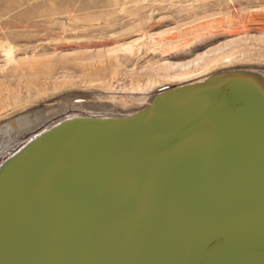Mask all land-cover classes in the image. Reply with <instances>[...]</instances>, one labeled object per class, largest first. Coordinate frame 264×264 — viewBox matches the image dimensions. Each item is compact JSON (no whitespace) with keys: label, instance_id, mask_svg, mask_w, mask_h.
I'll return each mask as SVG.
<instances>
[{"label":"water","instance_id":"95a60500","mask_svg":"<svg viewBox=\"0 0 264 264\" xmlns=\"http://www.w3.org/2000/svg\"><path fill=\"white\" fill-rule=\"evenodd\" d=\"M65 115L1 158L0 264H264L260 73Z\"/></svg>","mask_w":264,"mask_h":264},{"label":"rangeland","instance_id":"374dc122","mask_svg":"<svg viewBox=\"0 0 264 264\" xmlns=\"http://www.w3.org/2000/svg\"><path fill=\"white\" fill-rule=\"evenodd\" d=\"M192 61L204 68L170 80ZM235 67L264 71V0H0V161L50 107L129 112Z\"/></svg>","mask_w":264,"mask_h":264},{"label":"bare ground","instance_id":"6f19581e","mask_svg":"<svg viewBox=\"0 0 264 264\" xmlns=\"http://www.w3.org/2000/svg\"><path fill=\"white\" fill-rule=\"evenodd\" d=\"M136 42V41H135ZM134 42V43H135ZM133 43H130V44H128V45H126V46H123L124 47V50H129V51H133ZM136 45V44H135ZM4 49V48H3ZM7 49V48H6ZM6 52H7V54H9V49L8 50H6ZM198 61V60H197ZM197 61H192V62H189V63H187V64H185V65H181L180 66V69H181V72L179 73V74H175V75H173V76H171L170 77V80L171 81H176L177 79L178 80H180V79H182V78H185V77H183V76H186V79L188 78V74L189 73H191V72H193L194 70H198V69H200L201 67L202 68H204L203 66H199V63L197 62ZM195 66V67H194ZM235 68H247V69H253V71H255L256 73H260L261 74V76L264 78V71H261V70H257V69H254V68H250V67H235ZM259 71V72H258ZM192 74V73H191ZM197 74V73H196ZM195 74V75H196ZM210 74V73H209ZM194 75V74H193ZM193 75H191V76H193ZM199 75V74H198ZM190 76V77H191ZM199 77V79H197V80H194V81H199V80H202L203 78H202V76H198ZM197 77V78H198ZM206 77V76H205ZM191 80V79H190ZM191 82H193L192 80H191ZM184 83H187V82H184ZM180 84H183V83H180ZM178 85V84H177ZM140 98H141V101H143L144 99L146 100V98H145V96H140ZM150 99V98H149ZM148 99V100H149ZM66 105L65 106H60V107H56V108H54V107H50V109L49 110H45L46 112H45V115L43 116V117H54L55 116V114H63V113H66V115L64 116V117H62V118H60V121L61 120H63V122H66V120L65 119H68V118H78V117H81V116H83V115H91V114H98V115H101V116H103V115H111V114H115V113H124V112H119V111H116V109L114 108V107H111V106H109V105H105V106H102V105H99V104H95V103H92V104H85V103H81V104H76V105H73V106H70V108L71 109H74V110H69V111H65L66 109ZM65 109V110H64ZM63 110L65 111V112H63ZM41 113V112H40ZM43 114V113H42ZM40 115V114H39ZM38 115V116H39ZM42 116V115H41ZM42 117V118H43ZM57 121H59V120H55V121H53V122H51V123H49V124H45V123H43L42 125H40L37 129H35L33 132H31L29 135H27L26 137H25V139L23 140V141H25V140H29V139H34L35 137H37L38 135H40V134H42V133H44V132H46L49 128H50V126H54V124L53 125H51L52 123H55L56 124V122ZM69 121V120H68ZM38 130H41L39 133H37V134H35V135H32V134H34L35 132H37ZM23 141H21V143L23 142ZM18 144H20V142H17ZM17 147V146H16ZM15 147V148H16ZM14 148V149H15ZM13 149V150H14ZM12 150V151H13ZM4 152V151H3ZM11 152V150L8 152V153H10ZM1 162V161H0Z\"/></svg>","mask_w":264,"mask_h":264}]
</instances>
